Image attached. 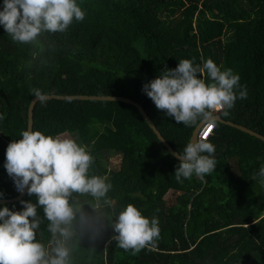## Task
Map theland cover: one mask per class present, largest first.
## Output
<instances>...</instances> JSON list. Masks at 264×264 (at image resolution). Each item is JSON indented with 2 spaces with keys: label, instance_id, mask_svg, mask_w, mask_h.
I'll return each mask as SVG.
<instances>
[{
  "label": "trees",
  "instance_id": "16d2710c",
  "mask_svg": "<svg viewBox=\"0 0 264 264\" xmlns=\"http://www.w3.org/2000/svg\"><path fill=\"white\" fill-rule=\"evenodd\" d=\"M76 2L85 12L83 21L74 19L65 32L41 31L28 44L14 42L0 25V199L17 197L4 167L6 149L28 130L34 89L47 95L130 98L183 153L199 124H177L156 108L143 87L182 59L202 66L211 58L222 70L238 74L247 91L227 116L219 115L264 135V0ZM36 130L79 139L94 156L89 175L106 176L112 184L106 197L110 206L90 194L69 197L75 218L67 226L72 233L66 241L68 264H264V183L259 176L264 141L217 121L209 140L215 145V169L177 182L179 160L133 105L47 99L35 106ZM109 155L121 156L117 170L109 167ZM170 191L179 194L169 206L164 197ZM22 200L36 203L37 197L27 193L0 208L22 210ZM129 203L145 217H157L160 227L155 247L136 255L112 240V222ZM37 217L36 239L52 255L59 234L54 238L49 232L39 206Z\"/></svg>",
  "mask_w": 264,
  "mask_h": 264
},
{
  "label": "clouds",
  "instance_id": "9594fccd",
  "mask_svg": "<svg viewBox=\"0 0 264 264\" xmlns=\"http://www.w3.org/2000/svg\"><path fill=\"white\" fill-rule=\"evenodd\" d=\"M84 18L85 12L76 0H4L0 11V25L14 42L21 44L35 40L41 31L65 32L74 19L83 21ZM239 82L240 76L231 68L222 70V66L209 58L202 66L182 59L175 69L165 68L144 85L143 91L156 108L177 124L187 127L202 124L197 139L187 143L183 153H174L179 160L174 173L177 182H183L182 178L191 179L193 175L202 178L215 169V145L209 140L215 133L216 115L227 116L237 98L247 97L246 89ZM237 88H240L238 94L234 91ZM33 95L41 104L46 102L47 94L41 90L34 89ZM208 128L212 130L208 132ZM21 135V139L7 146L4 167L21 192L17 193L13 187L17 197L22 195L18 201L27 193L34 194L37 201L22 200L23 209L19 211L7 206L0 208V264H68L70 250L66 241L72 233L67 226L75 218L69 197L73 192L90 194L97 202L103 199L110 206L111 200L106 197L112 184L106 182V176L89 175L94 158L87 146L63 137L69 134L54 137L38 130H25ZM259 176L264 183V167ZM38 206L50 222L49 232L54 238L57 234L60 237L55 240L52 255L36 239V230L41 224ZM112 229L116 233L112 240L117 247L131 251L132 255L155 247L160 237L158 218L145 217L131 203L112 222Z\"/></svg>",
  "mask_w": 264,
  "mask_h": 264
},
{
  "label": "water",
  "instance_id": "95a60500",
  "mask_svg": "<svg viewBox=\"0 0 264 264\" xmlns=\"http://www.w3.org/2000/svg\"><path fill=\"white\" fill-rule=\"evenodd\" d=\"M51 100V99H58V100H99V101H116V102H124L130 105L135 106L136 108H138V110L140 111V113L142 114L143 118L146 120V122L149 124V126L151 127V129L155 132V134L157 135L158 139L162 142V144L174 155V153H178L167 141L166 139L162 136V134L160 133V131L157 129V126L155 125V123L152 121V119L148 116V114L146 113L145 109L143 108L142 105H140L139 103H137L136 101L130 99V98H126V97H121V96H88V95H78V96H60V95H47L46 96V100ZM39 101L37 100V98H33L30 106H29V111H28V130H34V110H35V106ZM218 117V122H221L223 124H227L229 126H232L242 132H245L247 134H250L262 141H264V135H261L260 133H257L251 129H248L245 126L236 124L234 122L231 121H226L224 120L220 115H216ZM202 126V124H199L194 132L193 135L191 137L190 141L196 140L197 139V134H198V130L200 129V127ZM175 156V155H174ZM176 157V156H175ZM31 183V182H30ZM22 195L18 196L15 199H0V205L3 204H7V203H12V202H16L21 198Z\"/></svg>",
  "mask_w": 264,
  "mask_h": 264
},
{
  "label": "rangeland",
  "instance_id": "374dc122",
  "mask_svg": "<svg viewBox=\"0 0 264 264\" xmlns=\"http://www.w3.org/2000/svg\"><path fill=\"white\" fill-rule=\"evenodd\" d=\"M64 138H72V139H75L73 136H70V135H66V136H63ZM78 143L79 142V139H75ZM81 144V143H80ZM94 157V156H93ZM108 162H109V167L111 169H114V170H117L119 167H120V164H121V156L120 155H109L108 156ZM233 165H236L235 163H233ZM232 165V166H233ZM235 171H236V168L234 167ZM179 193H175L174 191H170L169 193H167L164 197L167 205H173L175 204V200H176V197L178 196Z\"/></svg>",
  "mask_w": 264,
  "mask_h": 264
},
{
  "label": "built area",
  "instance_id": "2783aa9c",
  "mask_svg": "<svg viewBox=\"0 0 264 264\" xmlns=\"http://www.w3.org/2000/svg\"><path fill=\"white\" fill-rule=\"evenodd\" d=\"M14 189L16 190L17 193H21L20 191H18L16 185L14 186Z\"/></svg>",
  "mask_w": 264,
  "mask_h": 264
},
{
  "label": "snow or ice",
  "instance_id": "6c2138e0",
  "mask_svg": "<svg viewBox=\"0 0 264 264\" xmlns=\"http://www.w3.org/2000/svg\"><path fill=\"white\" fill-rule=\"evenodd\" d=\"M212 129L211 128H208V132H210ZM205 135H207V132L205 133Z\"/></svg>",
  "mask_w": 264,
  "mask_h": 264
}]
</instances>
